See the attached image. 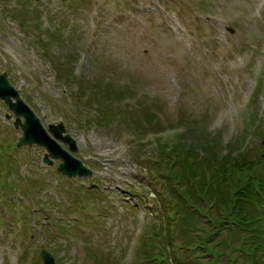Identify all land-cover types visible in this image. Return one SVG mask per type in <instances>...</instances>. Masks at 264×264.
<instances>
[{
	"label": "rangeland",
	"instance_id": "374dc122",
	"mask_svg": "<svg viewBox=\"0 0 264 264\" xmlns=\"http://www.w3.org/2000/svg\"><path fill=\"white\" fill-rule=\"evenodd\" d=\"M2 73L91 175L17 147L0 99V264H207L241 179L214 163L264 176V0H0ZM219 228L210 264H250Z\"/></svg>",
	"mask_w": 264,
	"mask_h": 264
},
{
	"label": "trees",
	"instance_id": "16d2710c",
	"mask_svg": "<svg viewBox=\"0 0 264 264\" xmlns=\"http://www.w3.org/2000/svg\"><path fill=\"white\" fill-rule=\"evenodd\" d=\"M204 142V140H201ZM203 147L206 149L209 146L203 145ZM202 148V145H201ZM174 153L170 154L173 155ZM187 156V153L181 154V160H185ZM225 158H230L231 160H234L233 157H225ZM236 158V157H234ZM211 159V158H210ZM208 160V165L210 166ZM196 160V159H195ZM212 163V162H211ZM215 166L218 168L219 172L214 173V176H218V173H226L228 171L234 172L236 175H239L241 179L235 185V189H232V194L234 197V204L230 207V212L229 214L231 215L229 219L225 220L223 218L222 220H217L215 219L214 215H208L206 217V220L208 221L207 223L213 224L211 225L213 228H215L213 233H210L208 236H201L200 234L194 235L196 238V241H192L193 236H191V241L194 242L196 245L194 247H191L194 252L198 251L199 249L204 248L207 253L206 255L209 256L208 263H212L214 259L210 260V256L213 254H218L214 252L211 248L210 245H208V242H214L215 237L220 235V226H228L231 224L233 227L238 226V238H239V244L233 248V250H238L240 251L238 255L233 259L238 258V256H246L249 261H251L250 264H264V176L256 178V174L253 173L252 171L254 170L251 168V164H228L226 160H223L222 163L220 162H215ZM250 167L251 171L248 172L245 170V167ZM183 175L184 177L188 173V169L191 170V165L183 163ZM262 169V168H259ZM264 170V167H263ZM190 173V172H189ZM201 178L205 180V173L202 172ZM212 175V176H213ZM209 177V175L207 176ZM178 178V177H177ZM214 177H212L213 179ZM176 180V179H175ZM178 178V182H179ZM214 181V179L212 180ZM176 188V187H175ZM178 188V187H177ZM179 189V188H178ZM196 189H192L191 194L197 193L195 191ZM180 191V190H179ZM173 195L175 201L178 196L182 197L184 193L180 191L173 190ZM178 195V196H177ZM198 195V193H197ZM239 205V206H238ZM238 206V207H237ZM200 213V212H198ZM209 228V227H207ZM194 230V229H193ZM219 231V232H218ZM214 233H216L214 235ZM199 238V239H197ZM203 239V240H202ZM205 255V257H207ZM230 256V255H229ZM232 259V256H231ZM210 260V261H209Z\"/></svg>",
	"mask_w": 264,
	"mask_h": 264
},
{
	"label": "water",
	"instance_id": "95a60500",
	"mask_svg": "<svg viewBox=\"0 0 264 264\" xmlns=\"http://www.w3.org/2000/svg\"><path fill=\"white\" fill-rule=\"evenodd\" d=\"M0 99L3 100L12 110L17 119L15 121V126H21L23 136H21L18 146L39 144L44 146L48 153L53 158H60L62 161L58 166V171L66 175L68 178L75 176H87L91 175V170L84 166L83 161L75 157L70 150L63 148L61 143L58 141L67 142L69 144V149H76V143L71 138L70 135H64L65 128L60 124H52L49 126L52 134L42 125L40 118H38L31 107L19 96V92L15 87L9 82L7 74H0ZM24 117V122L22 120ZM49 154L45 156V162L51 164L52 161L49 159ZM42 264H58L54 255L43 249L41 252Z\"/></svg>",
	"mask_w": 264,
	"mask_h": 264
}]
</instances>
